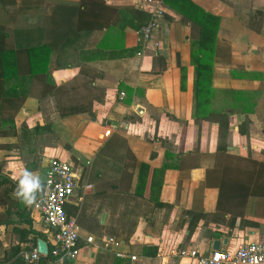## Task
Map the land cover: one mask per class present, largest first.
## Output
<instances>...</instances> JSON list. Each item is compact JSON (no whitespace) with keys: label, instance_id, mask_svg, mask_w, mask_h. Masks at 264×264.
Returning <instances> with one entry per match:
<instances>
[{"label":"crops","instance_id":"obj_1","mask_svg":"<svg viewBox=\"0 0 264 264\" xmlns=\"http://www.w3.org/2000/svg\"><path fill=\"white\" fill-rule=\"evenodd\" d=\"M81 1L0 0V49L49 48L34 76L26 55L19 74L0 57V264H23L33 232L45 240L13 193L25 170L43 182L53 157L92 186L65 207L79 228L68 264H186L171 252L264 241V0H85L112 15L90 30ZM202 14L218 21L203 38Z\"/></svg>","mask_w":264,"mask_h":264},{"label":"built area","instance_id":"obj_2","mask_svg":"<svg viewBox=\"0 0 264 264\" xmlns=\"http://www.w3.org/2000/svg\"><path fill=\"white\" fill-rule=\"evenodd\" d=\"M144 4L152 0H142ZM161 19L160 10H152L149 23L139 29L141 41L147 43L152 34L159 27ZM158 47V43L156 44ZM160 47V45H159ZM123 96V93L120 94ZM110 131H106L108 135ZM44 192L38 195L31 206H27L47 228L45 241L48 244L50 264H67L79 256V228L76 221L69 218L65 207L72 200L80 203L84 194L92 186L84 180L82 169L71 161L53 157L49 160L44 172ZM93 238H86L87 243H92ZM173 256L180 260H187L186 264H264V241L242 243L233 250L211 251L209 254H200L196 250H173ZM123 257L122 254H118ZM40 255L36 249L24 254L25 264H41ZM130 261L135 257L130 256ZM87 264V263H81Z\"/></svg>","mask_w":264,"mask_h":264},{"label":"trees","instance_id":"obj_3","mask_svg":"<svg viewBox=\"0 0 264 264\" xmlns=\"http://www.w3.org/2000/svg\"><path fill=\"white\" fill-rule=\"evenodd\" d=\"M82 1H81L82 2L81 6L84 9V12H83L84 15L88 16L89 18L90 17L97 18V20H98V23H97L96 26L94 25V23L91 20L86 19V21H82L83 25L87 24V25H89L91 27V28H87L86 30L93 29L94 27H99L100 29L108 28V26H109L108 22L111 19L112 15L106 13L105 11H101L100 12L99 10L96 11V13H94L92 8H90V9L87 8V6L85 4L86 3L85 0H82ZM85 9H86V12H85ZM81 13L82 12L80 11V14ZM202 17H203L202 21L199 22L200 23L199 25H200V28H201V32H202L201 38H203V33H205V27L207 25H209V24H217V22H218L217 19L215 20L214 18H212L211 16H208L207 14H202ZM81 31H84V29L81 28V21H78L77 33L81 32ZM5 34H6L5 31L0 27V39L5 38L6 37ZM48 50H49V48L46 45H42V46H40L38 48L32 47V48H25V49H22V48L14 49V48L3 47V48L0 49V57L1 58L2 57L8 58V62L9 63H10V59L9 58H12L13 60L10 63V65L14 66L15 70H17V73L19 74V72H18V68H19V65H20L18 63L19 58H20V56H25L26 55L27 56V67H28V72L27 73L32 75V76H34V75H36L38 73L37 72V68L41 64V61H42L41 57L44 56V54H47ZM45 63L47 65V62H45ZM7 65H8L7 63H3L2 61L0 62V89L2 88L3 80H5L7 78V67H6ZM209 67H210V65H209ZM195 68H196V78H195V84H194V101H195V104L197 105V100H198L199 96L203 95V90L202 89L200 90L198 88L199 87L201 88V86H203L202 85L203 82L206 81L203 78V76H202L201 69H206L207 65L204 64L203 62H199L198 64H196ZM44 73L45 72H42V74H44ZM3 100H4L3 102L7 101V99H3ZM200 102L201 101H199V103ZM60 112H61L62 115L83 113V112H86V113H89V115H92L91 110H87V111H82V110L65 111V110H62ZM226 118H227V116H220L219 117V128H222L223 124H224V127L227 126V123H225L226 120H227ZM37 129L38 128H36L35 130H37ZM220 133H221V130H220ZM44 190H45V188H44V184H43L42 190L40 191V193L38 195L43 194ZM33 234L36 237L44 239V235L43 234L36 233V232H33ZM34 240L35 239H33V243H35ZM34 245H36V243ZM19 261L20 262L22 261V263L25 264L24 259H21ZM50 261H51V255H48V257H46V258H41L40 262H41V264H50Z\"/></svg>","mask_w":264,"mask_h":264},{"label":"clouds","instance_id":"obj_4","mask_svg":"<svg viewBox=\"0 0 264 264\" xmlns=\"http://www.w3.org/2000/svg\"><path fill=\"white\" fill-rule=\"evenodd\" d=\"M43 182L39 175L31 171L25 170L21 174V179L17 185L13 195L26 206H31L40 191L42 190Z\"/></svg>","mask_w":264,"mask_h":264},{"label":"water","instance_id":"obj_5","mask_svg":"<svg viewBox=\"0 0 264 264\" xmlns=\"http://www.w3.org/2000/svg\"><path fill=\"white\" fill-rule=\"evenodd\" d=\"M105 218V215L102 216V222ZM220 248V242L219 241H215L213 243V251H217ZM36 250L37 252L42 255L44 258L48 257L49 255V248H48V244L46 243L45 240L43 239H38L36 242Z\"/></svg>","mask_w":264,"mask_h":264},{"label":"rangeland","instance_id":"obj_6","mask_svg":"<svg viewBox=\"0 0 264 264\" xmlns=\"http://www.w3.org/2000/svg\"><path fill=\"white\" fill-rule=\"evenodd\" d=\"M78 166V165H77Z\"/></svg>","mask_w":264,"mask_h":264}]
</instances>
